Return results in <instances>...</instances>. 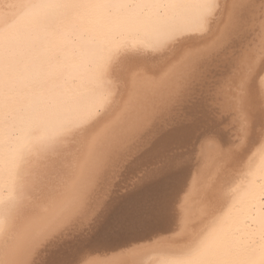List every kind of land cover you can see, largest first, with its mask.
<instances>
[{"label": "bare ground", "instance_id": "1", "mask_svg": "<svg viewBox=\"0 0 264 264\" xmlns=\"http://www.w3.org/2000/svg\"><path fill=\"white\" fill-rule=\"evenodd\" d=\"M0 264H264V0H0Z\"/></svg>", "mask_w": 264, "mask_h": 264}, {"label": "snow or ice", "instance_id": "2", "mask_svg": "<svg viewBox=\"0 0 264 264\" xmlns=\"http://www.w3.org/2000/svg\"><path fill=\"white\" fill-rule=\"evenodd\" d=\"M213 130L209 129L205 135H212ZM119 208V205H117ZM141 218V209L137 205H127L119 210H114L103 222L101 233L111 234L124 226L136 224Z\"/></svg>", "mask_w": 264, "mask_h": 264}, {"label": "rangeland", "instance_id": "3", "mask_svg": "<svg viewBox=\"0 0 264 264\" xmlns=\"http://www.w3.org/2000/svg\"><path fill=\"white\" fill-rule=\"evenodd\" d=\"M176 150V149H175ZM133 173V172H132ZM134 174V173H133ZM123 186H130L131 182L133 181L132 179L134 178V175H132L131 173H123ZM130 187H127L126 189H128Z\"/></svg>", "mask_w": 264, "mask_h": 264}]
</instances>
